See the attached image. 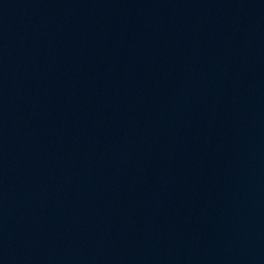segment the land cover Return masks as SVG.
I'll use <instances>...</instances> for the list:
<instances>
[{"label":"water","instance_id":"95a60500","mask_svg":"<svg viewBox=\"0 0 264 264\" xmlns=\"http://www.w3.org/2000/svg\"><path fill=\"white\" fill-rule=\"evenodd\" d=\"M0 264H264V0H0Z\"/></svg>","mask_w":264,"mask_h":264}]
</instances>
